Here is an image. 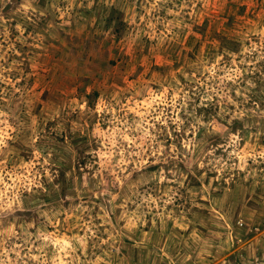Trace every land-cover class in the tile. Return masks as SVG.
Masks as SVG:
<instances>
[{"label":"rangeland","instance_id":"1","mask_svg":"<svg viewBox=\"0 0 264 264\" xmlns=\"http://www.w3.org/2000/svg\"><path fill=\"white\" fill-rule=\"evenodd\" d=\"M0 264H264V0H0Z\"/></svg>","mask_w":264,"mask_h":264}]
</instances>
